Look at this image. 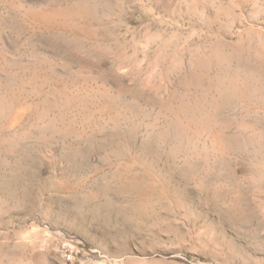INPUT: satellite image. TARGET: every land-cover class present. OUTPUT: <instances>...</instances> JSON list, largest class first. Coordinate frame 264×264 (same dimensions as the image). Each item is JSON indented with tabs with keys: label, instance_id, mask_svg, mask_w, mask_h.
I'll return each mask as SVG.
<instances>
[{
	"label": "rangeland",
	"instance_id": "374dc122",
	"mask_svg": "<svg viewBox=\"0 0 264 264\" xmlns=\"http://www.w3.org/2000/svg\"><path fill=\"white\" fill-rule=\"evenodd\" d=\"M0 264H264V0H0Z\"/></svg>",
	"mask_w": 264,
	"mask_h": 264
}]
</instances>
